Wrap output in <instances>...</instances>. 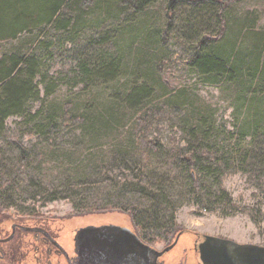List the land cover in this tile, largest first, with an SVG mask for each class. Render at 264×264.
<instances>
[{"label":"rangeland","instance_id":"rangeland-1","mask_svg":"<svg viewBox=\"0 0 264 264\" xmlns=\"http://www.w3.org/2000/svg\"><path fill=\"white\" fill-rule=\"evenodd\" d=\"M192 8L193 5L180 2L176 5L168 24L167 0H156L144 9V14L139 16L135 29L139 30L140 37L143 38L149 28H158L160 43L152 45L154 49L151 64L154 76L162 81L165 92L170 91V95L183 89L185 92L192 91L196 94L198 99L195 98L194 103L205 108L207 113H211L216 128L214 132L216 135L218 132L221 133L218 140L235 147L236 139L238 140L240 136V128L249 126V121L245 118L252 94L251 91L245 92L242 95L244 99L238 98L230 87L222 83L205 81L188 66L187 60L193 54L196 36L189 40L182 29L183 20L192 14ZM228 10L229 28L237 26L239 21L243 23L242 31L236 38L238 47H244L243 50L249 55L255 43H258L260 51L264 53V0L236 1ZM96 13L97 16L90 23L87 22L79 33L83 45L90 37L98 38L105 32L119 31L122 26L121 15ZM209 18L210 28L207 29L215 32L219 27L216 24V16L211 15ZM207 29L202 28L201 33ZM46 30L39 28L31 33H21L16 38L0 39V54L24 51L33 41L53 44L51 53L36 52L42 56L48 75L45 79L37 75L35 79L40 97L44 100L45 110L51 104L66 102L75 105L78 102L79 105L74 110L80 113L83 112V106L90 104L96 107L101 105L110 107L115 94H120L123 87H127L132 79H141L139 72L137 77L133 75V72H136L134 68L141 64L139 62L142 53L141 41L135 40L131 52L127 50L132 34L122 33L104 46L111 52L123 50L125 68L122 69V73L107 83L99 82L87 88L83 80L77 76L78 42L59 37L57 35L59 33L56 36L47 34ZM157 41L158 38L155 42ZM160 55L161 59L158 61ZM260 62L264 64V59ZM258 77L260 79V76ZM46 83H53L55 86L54 91L47 95ZM165 96H155L152 103L165 100ZM185 100H183L184 104L187 102L185 107L180 105L179 110L176 107L164 108L160 115L152 118L147 133L145 131L149 140L159 141L167 150L184 144L186 132L183 130L182 116L187 113V106H190V101ZM85 102L88 105H83ZM41 103L42 101L35 102L31 106V112L39 110ZM251 108L252 112L254 107ZM116 114L121 116L124 114L125 117L121 119L122 122L116 123L105 132L100 129L97 133L96 130L86 132L82 126L74 128L63 126L57 132L56 138L51 141L55 144L52 146L47 145L44 136L32 128L34 121H30V116L13 115L6 120L9 135L20 139L30 148L32 162L27 172H30L32 181L23 179V182L22 178L21 182L12 180L17 167V152L13 145L3 140L0 145V238L12 232L14 223L16 226L17 223L42 225L51 230L54 238L66 251L71 252L76 228L90 224L94 226L113 224L129 228L142 241L150 243L158 250L167 244L159 235L163 230L150 224V219L154 216L151 196L132 191L127 187V182L137 180L136 174L140 175L143 183H149L151 180L160 182L166 173L174 177L177 175L179 178L180 172L175 169L171 173L173 169L170 166L164 170L161 167L154 168L155 171L151 167L148 169L144 167L141 170L139 168L142 166L141 162L136 157L140 156L141 148L131 133L134 117H129L121 106ZM260 128V133L264 136V124H261ZM248 138L249 136H246L244 141L249 140ZM46 153H48L46 160L36 157ZM169 168L170 170H166ZM262 180L264 181V176ZM222 186L232 199L229 205L220 203L216 208L209 209L206 205L191 200L176 205L174 216L179 227L172 238L182 232V229H189L191 233L212 234L239 242L264 245V185L257 187L252 176L235 171L223 177ZM181 188L180 183H177L176 194ZM115 205L123 207L125 212L101 209ZM2 207L6 210H2ZM91 208L97 210L92 211ZM131 212L137 221L144 219L143 223L138 222L141 230L133 223ZM29 213L36 215L27 219L20 217ZM16 226L12 238L0 242V264L56 263V254L52 251L55 249L54 245L48 242L44 244L35 238L32 232ZM190 235L185 233L179 239L176 246L165 255L164 264H173L182 255L183 250L190 244Z\"/></svg>","mask_w":264,"mask_h":264},{"label":"trees","instance_id":"trees-1","mask_svg":"<svg viewBox=\"0 0 264 264\" xmlns=\"http://www.w3.org/2000/svg\"><path fill=\"white\" fill-rule=\"evenodd\" d=\"M155 1L0 0V39L16 38L21 33H31L40 28L47 29V34L56 36L59 33L57 34L59 37L72 42L77 41L79 45L77 76L83 80L87 88L99 82H109L125 68L123 50L111 52L104 47L107 42L121 36L122 33H127L133 35L128 42V52H131L132 43L135 40L141 41L140 47H142L140 48L142 53L139 56L141 64L137 65V68H134L136 72H133L136 77L139 72L141 79H132L127 87H123L120 94H115L110 107H102V105L96 107L85 102L83 105L88 106H83L82 113L74 110L79 105L78 102L77 105L70 102L51 104L47 110L44 109V100L40 97V90L35 79L37 75H41L42 79L48 75L42 56L36 52L51 53L53 44L46 41L38 43L30 41L31 46L24 51L0 54V145L5 140L16 148L17 167L12 180L19 182L22 178L23 182L24 180L32 181L30 172H27L32 162V153L20 139L10 136L7 132L6 120L10 116H30V121H34L32 128L44 136V140L48 142L47 145L52 146L55 144L51 141L56 138L57 132L63 126L72 128L82 126L86 132L96 130V133L99 129L105 132L112 128L116 123L122 122L121 119L125 117L124 114L122 116L116 114L121 106L129 117H134L131 133L141 148L140 156H136L142 165L139 168L142 170L144 167L147 169L161 167L164 170L170 166L173 169L171 173L175 169L180 172L179 178L177 175L174 177L166 173L163 174L160 182L151 180L149 183H143L139 178L140 175L136 174L137 180L127 182V187L132 191L151 196L154 216L150 219V224L163 230L159 235L166 243H169L179 227L174 216L178 203L191 200L197 204L206 205L209 209L216 208L220 203L229 205L232 199L222 186V179L226 174L235 171L252 176L257 187L264 185L262 180L264 136L260 133L261 124H264V64L260 61L264 59V53L260 51V45L255 43L252 51L247 55V52L243 50L244 47H238L236 39L242 31V21L232 28H229L227 24L228 9L240 0H167L168 24L176 5L180 2L193 5L192 14L183 20L184 28L182 29L189 40L192 36H196L193 54L187 60L188 66L201 75L203 80L230 87L236 92L238 98L244 99L243 93L251 91L252 96L248 102L249 108L245 118L248 119L249 126L240 128V140L236 139L235 147L223 144L221 140H218L221 133L218 132L216 135L214 132L216 128L214 120L211 119V113H207L205 108L194 103L198 96L192 91L185 92L184 89L170 95L171 92H165L162 81L153 74L151 61L154 48L152 45L160 43L158 28H149L143 38L140 37L139 30L135 28L138 25L139 16L144 14V9ZM95 12L121 15L122 26L119 31L105 32L98 38L90 37L83 45L79 39V33L87 22L90 23L97 16ZM211 15L216 16V24L219 26L215 32L207 29L210 28L208 22ZM202 28L207 30L201 33ZM157 38L158 41L155 42ZM160 59L161 55L158 61ZM45 87V95L53 92L55 88L53 83H46ZM155 96H165L166 99L159 103H152ZM184 99L190 101V106L186 109L187 113L185 112L182 116L183 130L186 132L184 144L167 150L159 141L149 140L146 133L152 118L160 115L164 108L176 107L179 110L180 105L185 107L187 102L184 104ZM37 101H42L41 108L33 113L31 106ZM252 106L254 109L251 112ZM246 136H249V140L244 141ZM36 157L46 160L48 153ZM9 181L8 184H10ZM177 183H180L182 188L176 194ZM101 209L125 212L123 207L116 205ZM2 210L6 209L2 207ZM90 210H97V208ZM34 215L36 214L29 213L20 217L27 219ZM130 215L135 226L141 230L139 226L144 219L137 221L133 212Z\"/></svg>","mask_w":264,"mask_h":264},{"label":"water","instance_id":"water-1","mask_svg":"<svg viewBox=\"0 0 264 264\" xmlns=\"http://www.w3.org/2000/svg\"><path fill=\"white\" fill-rule=\"evenodd\" d=\"M15 226L16 223L12 225V232L0 241L11 239ZM22 229L42 232L60 252L67 254L45 228L23 225ZM75 250L81 264H163L158 258L166 249L158 250L144 243L123 226L106 224L77 230ZM198 251L204 264H264V245L253 242L206 234Z\"/></svg>","mask_w":264,"mask_h":264},{"label":"flooded vegetation","instance_id":"flooded-vegetation-1","mask_svg":"<svg viewBox=\"0 0 264 264\" xmlns=\"http://www.w3.org/2000/svg\"><path fill=\"white\" fill-rule=\"evenodd\" d=\"M100 225H106V224H100ZM100 225H97V226H100ZM20 226V228L23 226V224H20V223H17V226L18 227ZM35 226H41L43 228H45L47 231H49L51 233V230L50 229H47L46 227L42 226V225H35ZM94 225L90 224V225H86V226H82V227H79V228H76L75 231L77 232V230L81 229V228H86V227H93ZM127 228V227H125ZM129 229V228H127ZM24 230V229H23ZM130 230V229H129ZM27 231V230H25ZM131 233H134L132 230H130ZM34 234V237L41 240L44 244L45 243H50L51 245H53L50 241H48L44 234L42 232H35V231H30ZM75 232V234H76ZM185 233H190L191 235V241H190V244L187 248H185L183 250V253L180 257H178L173 264H204L203 261L201 260L200 258V255H199V244L203 242L204 240V237L206 234H197V233H191L188 230H183L182 229V232L180 231L177 236H175L174 238L171 239V241L167 244H165V246L160 249V250H163V249H166L164 251V253L158 258L159 261H162L163 264L165 263V255L170 252L174 246H176V244L179 242V239L185 234ZM75 234H74V238H73V243H74V246L71 250V252L67 251V254L64 255L62 252H60L56 247L55 249H52V251L56 254V263L55 264H81L79 262V259H78V254H77V251L75 250ZM51 235L53 237H55L52 233ZM140 238V237H139ZM141 239V238H140ZM2 242V241H0ZM144 243L146 244H149L151 245L150 243H147L145 241H143ZM62 260L64 262H62Z\"/></svg>","mask_w":264,"mask_h":264}]
</instances>
